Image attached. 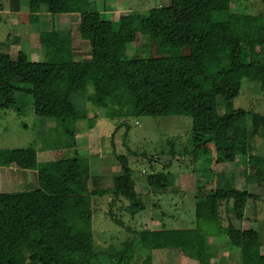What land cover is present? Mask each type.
<instances>
[{
    "label": "trees",
    "instance_id": "trees-1",
    "mask_svg": "<svg viewBox=\"0 0 264 264\" xmlns=\"http://www.w3.org/2000/svg\"><path fill=\"white\" fill-rule=\"evenodd\" d=\"M9 2L10 11L16 12L18 1ZM29 2L45 5L50 14L77 15L84 52L73 50L57 31H48L38 35L42 62H29L23 53L14 59L0 53V110L30 108L34 117L52 123L56 149L66 150L77 142L74 124L84 120L91 128L96 119V113L87 116V105L113 119L186 116L193 150L205 152L206 145L222 140L231 152L217 151V162L230 163L237 153L247 159L252 175L263 179L264 159L251 154V141L262 137L264 115L232 108V81H256L264 68L259 59L264 55V13L231 12L232 0H173L186 11L188 48L179 61H171L119 53V45L133 42L142 26L148 28L150 13L121 16L112 30L88 0ZM251 46L257 47L258 57L249 56ZM218 107L225 112L218 114ZM111 155L121 175L89 177L87 159L76 150L44 162L36 160L31 146L0 151L2 167L35 171L37 183L31 191L0 193V264H103L96 263L100 253L90 231V197L121 199L131 215L141 208L125 159ZM146 180L152 192L167 186L163 174H150ZM232 181L231 174L218 175L213 192L195 206L196 229L203 227L205 237L216 236L220 202L231 201L229 212L237 220L243 214L251 196L235 190ZM209 224L214 225L212 233ZM136 235L140 248L160 250L195 247L197 234L157 230ZM224 244L229 255L237 254V264H264L256 231L228 224ZM122 253L112 254L113 264H126ZM197 264H209V259L199 258Z\"/></svg>",
    "mask_w": 264,
    "mask_h": 264
},
{
    "label": "rangeland",
    "instance_id": "rangeland-1",
    "mask_svg": "<svg viewBox=\"0 0 264 264\" xmlns=\"http://www.w3.org/2000/svg\"><path fill=\"white\" fill-rule=\"evenodd\" d=\"M17 1V10L12 12L9 0H0V53L12 59L23 53L29 62H42L38 35L48 31H57L73 50L84 52L85 45L77 34V15L50 14L45 5ZM88 1L95 5L100 19L110 23L112 30L117 29L121 16L150 13L148 28L142 26L133 42L119 45L120 55L179 61L187 53L186 11L174 6L173 0ZM229 9L262 16L264 3L263 0H232ZM248 54L258 57L257 47L251 46ZM259 59L264 62V55ZM87 107V116L92 118L96 113V119L91 128L84 120L74 124L77 142L75 148L67 150L56 149L59 145L56 128L51 122L34 117L30 108L18 112L0 110V151L32 146L36 153L46 152L36 154V160L44 162L65 158L72 150H77L82 157L92 159L89 177H95L90 176L94 173L100 177L119 176L120 165L111 152L125 159L130 178L135 177L131 180L141 208L131 215L125 210L127 203L111 195L90 201L93 247L100 253L96 263L111 264L116 260L112 254L123 250L126 264H182L181 257H187L192 264L205 257L209 264H237V254L229 255L224 244L228 224L237 230L256 231L261 245L259 251L264 255V177L258 181L252 175L244 156L233 153L232 162H217L214 159L217 151L231 152L222 140L206 145L205 152L193 150L190 118L186 116L113 119L108 114L102 116L93 106ZM232 108L264 115V68L260 69L256 81L233 79ZM217 112L221 115L225 111L218 107ZM251 154L264 159V131L262 137L251 141ZM221 173L231 174L233 188L245 190L251 197L239 220L229 212L231 201L220 202L216 212L219 223L216 236L205 237L203 227L196 229L195 206L213 192ZM150 174H163L167 183L165 189L152 192L146 180ZM86 185L91 188L89 182ZM12 188L13 191L22 189L18 184ZM140 229L195 230L196 246L160 252L144 250L137 243L136 234L140 231L136 230ZM213 229L214 225L209 224V232Z\"/></svg>",
    "mask_w": 264,
    "mask_h": 264
},
{
    "label": "crops",
    "instance_id": "crops-1",
    "mask_svg": "<svg viewBox=\"0 0 264 264\" xmlns=\"http://www.w3.org/2000/svg\"><path fill=\"white\" fill-rule=\"evenodd\" d=\"M101 119V118H99ZM75 137V136H74ZM77 140V138H75ZM32 147V146H31ZM77 151V150H76ZM79 152V151H77ZM42 153H46V152H37L36 154H42ZM49 153H54L53 151H49ZM87 159V165H88V173L91 171V162L90 159ZM94 161V159H93ZM98 161V160H97ZM102 161V160H99ZM98 161V162H99ZM106 160H103V162ZM93 168V166H92ZM33 173H36L35 171H28V170H20L16 167H14L13 165L5 168L2 167L0 165V193H20V192H24V191H31L37 188V183H36V176L33 177ZM94 173V172H93ZM90 176H99L97 174H90ZM101 176V175H100ZM116 176H118L116 174ZM131 178H135L132 177ZM15 184H18L19 186H21V190L19 191H13L14 189L12 188ZM95 197H90V201L92 199H94ZM91 211V210H90ZM91 219H92V211H91V218H90V231H91V235H92V240H93V234H92V223H91ZM158 229H143V230H136V231H157ZM192 248V247H190ZM187 248V249H190ZM185 248H182L181 250H184ZM163 249L160 250H151V251H156V252H160ZM150 251V250H148ZM181 263L182 264H192L190 261V259H188L187 257H181ZM189 262V263H188ZM197 264V263H196Z\"/></svg>",
    "mask_w": 264,
    "mask_h": 264
}]
</instances>
